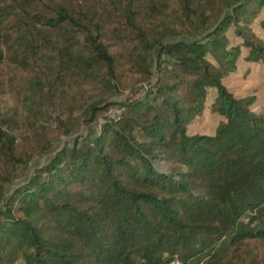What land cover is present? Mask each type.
I'll list each match as a JSON object with an SVG mask.
<instances>
[{
  "label": "trees",
  "instance_id": "1",
  "mask_svg": "<svg viewBox=\"0 0 264 264\" xmlns=\"http://www.w3.org/2000/svg\"><path fill=\"white\" fill-rule=\"evenodd\" d=\"M172 5L0 0V70L36 92L16 119L0 71V264H223L264 241V107L222 84L264 69V0Z\"/></svg>",
  "mask_w": 264,
  "mask_h": 264
},
{
  "label": "rangeland",
  "instance_id": "2",
  "mask_svg": "<svg viewBox=\"0 0 264 264\" xmlns=\"http://www.w3.org/2000/svg\"><path fill=\"white\" fill-rule=\"evenodd\" d=\"M140 3V10L143 15L150 13L155 8L165 7L167 12L173 8L172 0H137ZM165 5H162V4ZM167 5V6H166ZM153 7V8H152ZM175 8V7H174ZM259 21L264 25V10H261ZM254 31L264 40V28H258L254 24ZM1 76L4 81L5 100L8 114H12L20 120L22 103L24 97L32 98L34 93L30 87L31 75L27 71L13 68L5 62L1 68ZM82 75H77L75 81L81 80ZM69 76L66 80L70 79ZM73 80V81H74ZM222 84L234 97L251 96L257 97V101L264 107V69L258 64L240 62L234 72L227 74L222 79ZM35 89V88H34ZM36 91V90H35ZM257 110V109H255ZM109 115L116 114L115 111L108 112ZM206 116V112L204 113ZM204 116L203 120H197L189 127V132H196L204 135H211L215 123L210 122ZM62 141L64 139L62 138ZM19 182H14L17 185ZM223 264H264V241L246 242L239 245L237 249L231 250L230 254L224 258Z\"/></svg>",
  "mask_w": 264,
  "mask_h": 264
},
{
  "label": "built area",
  "instance_id": "3",
  "mask_svg": "<svg viewBox=\"0 0 264 264\" xmlns=\"http://www.w3.org/2000/svg\"><path fill=\"white\" fill-rule=\"evenodd\" d=\"M169 264H181V263L177 260H172Z\"/></svg>",
  "mask_w": 264,
  "mask_h": 264
}]
</instances>
